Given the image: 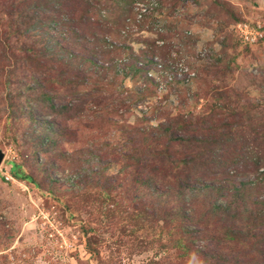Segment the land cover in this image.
Instances as JSON below:
<instances>
[{"label":"rangeland","instance_id":"rangeland-1","mask_svg":"<svg viewBox=\"0 0 264 264\" xmlns=\"http://www.w3.org/2000/svg\"><path fill=\"white\" fill-rule=\"evenodd\" d=\"M3 1L0 0V264H253V260L258 261L257 257L263 247L254 250V245L262 243L264 246V189L254 193L253 200L246 209L241 208L244 206L242 199L230 205L228 200L219 199L215 205H228L234 210L235 204L239 203L236 213L241 217L233 219L224 216L226 218L223 220L242 230L238 241L221 236L223 229L214 232L213 225L222 223L210 216H206L210 227L205 233L208 238L201 237L195 242L183 232L187 229L182 226H198L179 216L178 211L188 203L187 212L194 210L195 206L197 212L209 211L211 201H207L205 196L187 203L183 198L177 199L174 196L175 188L166 187L168 181L177 174L172 172L171 165L161 164V161L157 164V171L166 179H156L151 183L158 194L169 192L171 195L167 200L163 198L161 204L152 197L153 190L149 188V191H133L124 198L116 199L105 198L100 193L105 178L117 174L122 165H109L110 169L104 178H99L90 176L95 169L94 165L89 167L84 162L87 158L83 157L81 162L79 159L73 162L70 157L72 145L68 143L72 141L74 146L77 145L79 135L83 132L84 120L81 113L84 109L80 106L79 119H72L67 112L64 117H58L48 114L46 107L37 102L36 95L39 93L40 97H52L54 105H63L58 99L64 97L66 86H63V80L54 85L46 82L47 78H52L51 75L46 78L42 70L49 67L48 62L40 58L37 64L33 54L25 52V49H32L35 44L32 41L33 26L26 22L20 29L22 13L24 15V11L29 9L30 12L34 9L41 16L49 15L41 21L46 33L57 26L58 20H65L62 13L74 16V20L79 17L70 6L62 10L65 2L70 0H42L39 8H35L34 0H8L2 6ZM102 1H82L83 14L81 21H78L81 23L80 27H84L93 9L101 8L98 3ZM141 2L135 0L127 6L128 11L132 8L137 21L143 7ZM149 2L152 8H161V13L156 10V13L152 12L153 18L151 17L149 24H154L151 31H165L168 36L167 43L171 46V51L165 55L175 59V63L167 66L172 69L168 72L176 87L173 90L165 89L160 82L161 74L149 72L154 79L149 88L153 100L148 98L150 96L143 95L141 101L133 105L130 93H137L141 89V81L136 84L129 80L119 82L120 90L126 88L123 91L129 93L123 95L122 102L120 100L114 104V115L102 109L98 112V119L114 121L117 120L116 117L120 118L119 114L129 112L131 118L140 117L143 127L154 135L158 129L156 125L164 121L160 116L154 115L158 106L163 105L160 109H163L164 115L173 118H180L183 113L188 112L194 115L191 131L182 133V137L192 139L195 136L198 140H205L207 134H213L216 141L225 138L218 127L224 122L233 124L238 121L237 125L243 127L248 124L264 125V102L258 99L264 93L254 82L256 77H260L259 81H264V0H160L161 4H158V0ZM12 10L16 14L8 16ZM16 17L17 22L13 23ZM240 22L260 28V36L263 37L260 42L249 47L238 44L234 26ZM155 36L144 28L136 30L132 37L137 40L131 42L135 54L147 46L145 40L154 39ZM108 37L103 34L99 40H93L90 48L99 47ZM158 44L162 45V42L158 41ZM46 46H50L49 41ZM155 50L153 55L160 53L158 48ZM72 51L75 49L72 48ZM99 52L98 48L93 51L97 55ZM90 56L94 57V54ZM156 56L153 61L159 63L156 68H160L162 60ZM232 58L234 63L228 64ZM95 59L96 57L93 61ZM217 60L230 67L228 73L216 72L214 64ZM183 62L188 66L183 65ZM56 70L60 68L57 67ZM147 72L145 75L149 77ZM197 75L202 77L201 84L193 82ZM23 78L26 84H32L34 78H39L44 91L38 92L36 89V93L28 99L25 95L12 103L15 90H11L13 85L10 88L8 83L15 84ZM177 82L179 83L176 84ZM218 93H223L234 103H229V99H223L222 94ZM160 98L162 103L158 102ZM237 99L239 100L236 101ZM9 101L14 105L11 117H7L6 112ZM219 104L224 107H218ZM47 115L52 116L53 125L50 129L57 130L61 125L66 133L55 138L51 152H46L44 147L47 144L45 133L41 134L37 128L39 120H50ZM115 129V125L106 124L105 121L96 123V131L101 133L103 140L115 136ZM238 129L239 127L236 136ZM262 133L264 135V131ZM177 134L180 137L179 130ZM86 146L83 145L82 149ZM208 146L210 145L202 143L200 147L208 150L203 155L210 168L203 169L201 164H187L182 175L190 173L193 170L191 167L195 165L194 175L201 176L200 179L213 176L218 181L213 183L215 185L232 183L229 192L235 196L237 187H240L244 178L249 177H241L239 174L242 169L239 168L233 173L222 171L225 166H220L218 159L208 157ZM183 148L192 150L189 142H185L184 146L174 142L170 156L181 160H184L183 155L186 159L189 158ZM259 150H264V136ZM215 153H211L212 157H215ZM48 157L57 159L51 163L52 160ZM127 174L128 172L120 173L119 179L123 180ZM249 230L256 233L253 238L255 240L244 236ZM257 239L260 243L255 242ZM243 251H248L247 257L242 255Z\"/></svg>","mask_w":264,"mask_h":264},{"label":"trees","instance_id":"trees-1","mask_svg":"<svg viewBox=\"0 0 264 264\" xmlns=\"http://www.w3.org/2000/svg\"><path fill=\"white\" fill-rule=\"evenodd\" d=\"M82 1L83 0L66 1L62 10L70 6L73 13L79 18L74 20V16L67 14H65V16L62 13L61 16L65 18V20H58L59 23L57 26H53V29L48 33L44 32L41 21L49 15L41 16L40 13L34 9H31V12L29 9L24 11L25 16L22 13L21 18L19 17L21 21L20 29L25 26L26 22H30L31 26H33L34 39L32 41H35V44L34 47L31 46L33 47L32 49H25V52L33 54L37 64H39L40 58L48 62L49 67L43 68L42 70L46 78L50 75L52 78H47L46 82L54 85L55 83L58 84L59 80H63V86H66L64 97H59L58 99L59 103L63 105H54L52 103V97L48 98V95L40 97L39 93L36 95L38 98V101H36L40 105L46 107L48 114L64 117L65 112H67V114L70 113L72 119H79L82 117L84 120V125L82 127L83 132L79 135L77 145L74 146L72 141L68 143L72 145L71 159L73 162L77 159L81 162L83 157L87 158L84 162L89 167L94 165L95 169L94 172L90 173V176H97L99 178H104L105 174L110 169L109 165L120 163L122 166L118 171L119 175H117V173L105 178V182H103L100 190V193L105 198L113 197L115 199L124 198L125 195L133 191H149L148 188L152 191L154 186L152 187L151 183L153 180L166 179L164 175H159L157 164L160 161L161 164H169L171 165L172 172L174 171L177 176L171 181H168L166 187L168 189L172 187L175 188L176 193L174 196L177 199L183 198L185 203H187L195 201L196 198L200 196H205L207 201H211V208L209 211L197 212L195 206L194 210H189L187 212L189 203L178 211L177 214L179 216L188 221L195 222L199 227L192 226L189 228L188 225L182 226L187 229V231L183 232H186V235L195 242L201 237L206 238L207 236L205 233L210 229L206 216H210L222 223H215L213 225L215 228L214 232L223 229L220 234L221 236L227 240L238 241V236L241 235L242 230L237 229L233 223H224L223 220L226 218L224 216H229L233 219L241 217L240 214L236 213V211L239 210V203L235 204L234 210L228 205L224 207L219 204L215 207V205H217L219 199L228 200L227 203L229 205L242 199L244 206H241V208L246 209L248 208L247 206L251 204L253 196L255 195L254 193L257 190L264 189V150H259L262 137L264 136L262 133L264 131V125L248 124L243 127L242 125H237L238 121L233 124L224 122L222 124L223 126H217L223 131L222 134L225 138L216 141L213 134H207L205 141L204 139L198 140L195 136L192 137V139H186V137L181 136L182 133L184 134L186 131L189 132L192 129L193 122L191 120L194 119L192 113H183L180 118L177 116L173 118L169 115H164L163 109H160L163 108V105H161V107L158 106L154 115L164 119L163 123L156 125L158 129L154 135L143 127V124H141L143 121L140 120V117L134 116L131 118V113L129 112L119 114L120 118L116 117L117 120L114 121L111 119V121L103 118L98 119L100 117L98 112L102 109H104L106 113L110 112L111 115H114V104L118 103L129 93L128 91H123L126 88L120 90L118 85L119 82L129 80L136 84L141 81V89H138L137 93H130V102L133 105L138 104L143 95H147V97L150 96L148 98L153 100V97H151L152 91L149 88L152 87L154 79L149 75V72L154 71L157 72V75L161 74L160 82L164 84V88H171L173 90L176 85L171 82L169 72H171L172 69L170 67L168 68L167 65L175 63V59H170V57L165 55L171 51V46L167 43L168 36L166 32L161 30L151 31L154 24H149V20L153 16L155 10L157 13H161L160 6L152 8L149 0H136L142 1L141 3L143 6L139 13L140 19L137 21L132 8H130L129 11L127 9V6L135 0H103L98 3L101 8L93 9V13L84 27H80L81 23L78 21H81V16L83 14ZM120 1H122V4H119ZM159 1L160 0H158V4H161ZM7 2L8 0H4L2 6ZM42 3V0H34L33 2L35 8H39ZM15 14V11L12 10L7 15L13 16ZM16 22L17 17L13 19V23ZM27 28L30 29L31 27ZM79 28L82 29L79 30ZM139 28H144L145 31L153 32L156 36L154 39L145 40L147 41L145 43L147 46L142 47L141 51L135 54L131 42L137 40L132 36ZM103 34L109 37L103 40L99 47L97 46L100 50L97 55L93 53L97 48H90V44L92 45L91 42L93 40H99V37H103ZM234 34L238 39V42H236L243 46V39L239 37L235 30ZM261 39H259L257 43L260 42ZM48 41L50 42V46H46ZM158 41H161L162 45H159ZM245 46L249 47L248 45ZM72 48H74L75 51H72ZM156 48H158L160 52L156 55L162 60L160 68H156V64L159 63L153 61L154 56H156L153 55V51H156ZM91 54H94V57H91ZM95 57L96 59L93 61ZM35 58H32V60L35 61ZM233 63V58L230 62L228 61V64ZM183 65L188 66L186 62H183ZM214 65L217 73H228V69H230L228 65H223L221 60H217ZM57 67H59L60 70H56ZM14 70H16V68ZM146 72L149 77L145 75ZM215 75L217 76V74ZM258 78L260 77L254 78V82L258 85L257 87H259L260 91L264 93V81H259ZM193 82L196 84L199 82L201 84L203 82L202 77L197 75L194 77ZM178 83L179 82L176 84ZM8 84L10 88L13 85L11 90H15L11 100L12 103L15 100L24 98L25 95L28 99L29 96L31 97V95L36 93V89H38V92L44 91L39 78H34L32 84H26L24 78L20 81H16L15 84ZM157 84H159V82H157ZM212 89L214 90L213 87ZM221 94L223 99H229L223 93H218V95ZM211 96L214 97V95ZM258 99L264 102V95ZM43 100L45 101L43 102ZM60 100L63 103H61ZM238 100L239 99L236 101ZM23 101H25V99H23ZM122 101L123 100H121V102ZM158 102L162 103L161 98ZM230 102L234 103V101L229 99V103ZM12 103L9 101V105L6 108L7 117H11L14 112V105H12ZM80 106L84 109V112L81 113V117L79 113ZM218 107L223 108L224 106L219 104ZM225 112H227V110L224 111V113ZM47 116H49L50 120L48 122L39 120L37 122V128L41 134L45 133L47 144L44 147L46 152H51L55 143V138L64 136L66 133H64V129L61 125L58 126L57 130L50 129L53 125L52 116ZM176 117L181 124H179L178 121V124L176 123ZM112 118L114 117L112 116ZM141 118L144 117L141 116ZM97 121H105L106 124L115 125L116 135H112L109 140H103V138H101V133L98 134V131H96ZM237 127H239V131L236 136ZM178 130L180 132V137L177 134ZM250 139L254 140L247 144L246 142ZM174 142H178L181 146H184L185 142H189L192 150L183 148V151L190 157L186 159L185 155H183L184 160L177 159L175 156L172 158L170 156V149ZM202 143L210 145L208 146V157L211 159H218V164L220 166H225L222 171L228 170L229 173H233L239 168L242 169L239 174L241 177H249L244 178L243 182L240 183V187H237L238 191L235 196L229 192V188L232 186L231 182V184L227 185H215L213 183H217L218 181L214 179L213 176L211 178L200 179L201 176L194 175L195 167L200 164L203 169L210 168V165L206 163V156L203 155L208 150H204L203 147H200ZM83 145L87 146L82 149ZM213 151L217 153H215V157L211 155ZM48 158L52 160L51 163L57 159ZM187 164L198 165H193L191 167L193 170L190 173L182 175ZM123 172H128V174L126 178L121 180L119 177L120 173ZM209 175L211 176V174ZM113 179L116 180L113 181ZM156 191L157 190L154 189L151 194L152 197L157 199L159 204L162 203L163 198L167 200L171 196L169 192L158 194ZM172 212L173 211L170 210L171 214ZM253 230L256 231L255 228ZM244 236L255 240L253 238L256 236V233L249 230ZM255 242L260 243V240L257 239ZM260 244L261 245L258 246L253 245L255 246L254 250L263 247L257 258L258 261L264 264V246L262 243ZM247 252L243 251L242 255L247 257ZM258 261L253 260V264H260ZM242 262L243 261H241V263ZM249 264L252 263L249 262Z\"/></svg>","mask_w":264,"mask_h":264},{"label":"built area","instance_id":"built-area-1","mask_svg":"<svg viewBox=\"0 0 264 264\" xmlns=\"http://www.w3.org/2000/svg\"><path fill=\"white\" fill-rule=\"evenodd\" d=\"M238 31L243 37L244 41L253 43L256 41L257 37L260 36L258 31L250 28L247 24L238 25Z\"/></svg>","mask_w":264,"mask_h":264},{"label":"clouds","instance_id":"clouds-1","mask_svg":"<svg viewBox=\"0 0 264 264\" xmlns=\"http://www.w3.org/2000/svg\"><path fill=\"white\" fill-rule=\"evenodd\" d=\"M241 24H247L250 28H252V29H255L256 31H258V33L261 35V31L259 30L260 28H257V27H253V25L251 26V24H248V23H238V24H236L235 26H234V30H235V32H237V34L239 35V37H241L242 39H243V37L241 36V34L239 33V31H238V25H241ZM262 37L261 36H259V37H257V39H256V41L255 42H253V43H249V42H246V41H244V39H243V42H242V44H243V46H245V45H248V46H253V45H255L256 43H257V41H259V39H261Z\"/></svg>","mask_w":264,"mask_h":264},{"label":"water","instance_id":"water-1","mask_svg":"<svg viewBox=\"0 0 264 264\" xmlns=\"http://www.w3.org/2000/svg\"><path fill=\"white\" fill-rule=\"evenodd\" d=\"M1 158H2V155H1V153H0V160H1Z\"/></svg>","mask_w":264,"mask_h":264}]
</instances>
